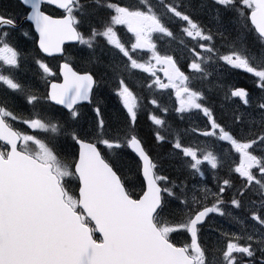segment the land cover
<instances>
[{
	"label": "snow or ice",
	"instance_id": "6c2138e0",
	"mask_svg": "<svg viewBox=\"0 0 264 264\" xmlns=\"http://www.w3.org/2000/svg\"><path fill=\"white\" fill-rule=\"evenodd\" d=\"M0 264H264V0H0Z\"/></svg>",
	"mask_w": 264,
	"mask_h": 264
}]
</instances>
